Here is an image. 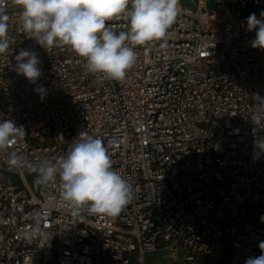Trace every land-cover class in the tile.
I'll return each mask as SVG.
<instances>
[{
  "label": "built area",
  "instance_id": "built-area-1",
  "mask_svg": "<svg viewBox=\"0 0 264 264\" xmlns=\"http://www.w3.org/2000/svg\"><path fill=\"white\" fill-rule=\"evenodd\" d=\"M264 0H199L181 7L173 35L138 46L122 81L89 73L68 46L44 49L9 4L0 55V120L23 125L10 150L30 160L66 155L81 132L103 140L133 199L115 217L74 216L57 183L10 170L0 155V264H245L264 241V50L253 48ZM126 31L125 19L108 22ZM37 53L36 84L15 71ZM46 89L44 98L34 89ZM36 213L40 214L39 231Z\"/></svg>",
  "mask_w": 264,
  "mask_h": 264
},
{
  "label": "clouds",
  "instance_id": "clouds-1",
  "mask_svg": "<svg viewBox=\"0 0 264 264\" xmlns=\"http://www.w3.org/2000/svg\"><path fill=\"white\" fill-rule=\"evenodd\" d=\"M9 4L20 11L24 32L45 50L68 46L84 60L89 73L115 81L124 80L135 65L136 47L153 41L167 42L180 14V0H0V55L10 47ZM260 17L253 13L246 23L247 31L255 30L251 46L264 50V11ZM122 19L128 22L126 31L117 32L108 23ZM15 61L17 74L36 84L43 74L37 53L22 49ZM34 90L44 98L46 89L42 85ZM254 108L251 121L260 125L264 123V97L254 95ZM25 136L23 125L0 120V155H4L10 170L36 174L40 185L57 183L59 207H68L74 216L86 209L89 214L115 217L133 199V185L113 169L101 138L81 132L66 155L52 161L46 157L30 160L10 150L11 145ZM256 150V156L264 153V141L256 144ZM35 219L37 227L30 236L39 231V213ZM261 219L264 221V217ZM259 248L261 254L248 257L245 264H264V241Z\"/></svg>",
  "mask_w": 264,
  "mask_h": 264
},
{
  "label": "rangeland",
  "instance_id": "rangeland-1",
  "mask_svg": "<svg viewBox=\"0 0 264 264\" xmlns=\"http://www.w3.org/2000/svg\"><path fill=\"white\" fill-rule=\"evenodd\" d=\"M199 0H180V6L181 7H192L194 4H196ZM163 256L162 253H157L156 255H148L146 257L147 264H151V261L161 259Z\"/></svg>",
  "mask_w": 264,
  "mask_h": 264
}]
</instances>
